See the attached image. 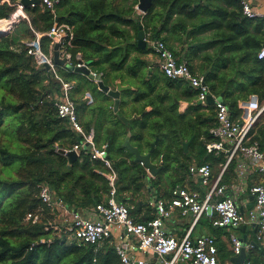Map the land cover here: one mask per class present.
I'll return each mask as SVG.
<instances>
[{
  "label": "trees",
  "instance_id": "1",
  "mask_svg": "<svg viewBox=\"0 0 264 264\" xmlns=\"http://www.w3.org/2000/svg\"><path fill=\"white\" fill-rule=\"evenodd\" d=\"M19 1L0 0V20L10 19ZM138 4L139 0H59L54 12L40 4L27 6L29 21H21L0 37V264H121L113 239L82 244L60 226L46 229L58 214L43 204V185H49L63 205L78 211L106 203L111 187L102 174L108 169L100 160H93L90 152L84 150L72 164L57 152L81 144L84 137L58 114L61 83L28 54V43L36 38L34 31L47 33L56 22L73 27L68 51L74 57L80 53L112 89L116 90L117 83L133 87L121 93L116 113L115 100L96 83L57 65L59 77L74 83L71 98L85 134L94 131L96 147L107 146L108 159L118 175L117 201L130 208L137 222L152 220L154 208L149 204V219L139 220L141 208L132 209L125 194L141 196L148 186L151 194L159 196L155 189L166 180L169 196L176 187L186 186L194 161L210 165L213 179H217L225 156L206 149L216 141L211 134L214 107L199 105L198 92L185 81L172 80L161 71L149 74L144 62H129L131 50L137 49L128 43L133 38L131 31L138 35L142 23L151 38L159 32L160 39L168 31L189 42L193 56L187 55L186 63L194 74L204 77L212 94L224 100L233 118L240 117L239 104L251 96L264 105V60L258 59L264 46V19L245 17L240 0H155L146 14H140ZM208 32L207 39L204 34ZM50 44L49 37L41 38V47L48 54ZM190 57L203 60L198 70ZM87 92L92 94V104L84 99ZM176 101H186L189 107L182 113ZM85 110L89 116H84ZM129 134L131 145L142 155L151 153L158 167L154 179L124 146ZM251 136L264 151V113ZM235 178L233 165L222 183ZM253 179L254 185L264 183V175ZM29 215H39L40 220H27ZM207 220L208 228L221 230ZM245 233L256 242L254 231ZM218 249L222 262L227 247ZM248 260L264 264V246H254Z\"/></svg>",
  "mask_w": 264,
  "mask_h": 264
},
{
  "label": "built area",
  "instance_id": "2",
  "mask_svg": "<svg viewBox=\"0 0 264 264\" xmlns=\"http://www.w3.org/2000/svg\"><path fill=\"white\" fill-rule=\"evenodd\" d=\"M58 2L59 0H40L39 4L54 12ZM240 2L245 17L264 19V13L255 9L250 0H240ZM37 4L33 2L30 6L35 7ZM23 20L29 21V16L25 6L17 3L11 18L0 20V23L5 24L1 31L11 32ZM34 33L36 38L28 43V54L33 57L39 67L46 69L48 66L50 68L48 71L52 72L61 83V94L56 98L58 114L61 118L68 120L73 131L84 137L81 144L72 148H58L57 152L67 156L72 151L80 155L85 150L92 154L93 160H100L108 169V172L102 173L111 187L108 201L97 205L95 214L91 217L84 216L78 211L72 213V222L65 229L74 240L82 244L97 245L113 239L121 264H224L219 260V251L213 236L193 237V232L198 228L200 221L207 218L213 227L233 231L229 239L236 256L241 255L244 243L234 231L242 227L257 226L255 240L264 246V183L252 184L255 175H264V151L251 136L254 126L264 113V105L260 103L257 96H251L249 100L241 102L239 104L241 115L233 118L224 100L211 93L203 76L194 74L186 62H179L162 40L154 42L155 50L160 58V68L165 76L189 84L194 91L198 92L197 101L202 102L203 106H209L208 98L213 97L212 106L216 121L211 134L216 141L209 143L206 149L208 153L224 154L225 162L220 165L217 179H213V170L210 165L200 166L197 163L190 165L189 177L195 183L208 188L204 198L199 192L190 190L189 187L178 186L172 190L169 199L155 200L152 204L155 217L152 220L137 222L131 217L130 208L117 201L118 175L108 159L107 146L98 149L94 142V131L88 134L84 132L76 105L71 98L74 83L64 81L57 72L58 67L54 61L56 45H59V58L66 61V65L62 67L67 69L72 67L74 70L86 67V62L80 53L74 57L68 51L74 39L73 27L56 22L47 33L41 34L35 31ZM43 36L51 39L52 52L49 54L41 47ZM258 59L264 60V46L258 53ZM92 73L98 75L93 71ZM85 98L88 104L93 103L91 94H87ZM87 146L91 149L88 150ZM233 165L235 180L223 184L224 176ZM251 196L254 197L253 207L246 209L251 203ZM40 198L43 204L52 210V213H55L56 208L60 206L49 185L41 187ZM241 206L245 209L243 213L240 211ZM177 212L189 219V227L180 240L171 235L166 228V221ZM30 219L36 223L40 220V216L29 215L27 220ZM56 222L57 219L46 229H57L59 225ZM253 247L254 245L250 243L246 245L247 251L252 250ZM137 252L156 255L158 260L138 256ZM242 264L254 263L247 258Z\"/></svg>",
  "mask_w": 264,
  "mask_h": 264
},
{
  "label": "crops",
  "instance_id": "3",
  "mask_svg": "<svg viewBox=\"0 0 264 264\" xmlns=\"http://www.w3.org/2000/svg\"><path fill=\"white\" fill-rule=\"evenodd\" d=\"M250 1H251L252 5L255 9H257L261 13H264V0H250ZM131 34L133 35V38H132V40H129L128 43L135 44L137 46V35L135 36L134 35L135 33L133 31H131ZM204 35L207 36V39L210 37L209 32L205 33ZM158 40H162V41L164 40L165 43L167 44L168 48L175 53V56L177 57V59L179 61L187 62L185 60V57L187 55H190V54L193 56V51L190 48L191 45L189 44V42H182L180 40L179 34L178 35L177 34H171L168 31H164L161 33L160 39L158 38ZM154 42H155V40H152L151 42H149V49H152V50H150V54L144 53V51H141L137 46V49L131 50L130 59H129L130 60L129 62H131V63H134L135 61H137L138 63L144 62L148 67V72H149L150 68L152 69L151 74H153L155 71H161L162 72V70L160 68V58H159V55L157 54V52L155 50ZM189 59L191 60L192 64L196 67L197 70L203 64V60H196L195 61V60H193V57H190ZM138 60H140V61H138ZM132 89H133V87H132ZM87 94H91V93L87 92L85 94V97ZM85 97H84V99L86 100ZM179 105H180V112H182V113L185 112L187 110V108L189 107V103L186 101H180ZM205 107H207V106H205ZM148 110H150V108ZM83 114H84V116H89L90 112H89V110H85V111H83ZM79 156H81V153ZM193 163H196V162L194 161ZM150 178H152V177H150ZM183 187H189L190 190L196 189L195 191L199 192L203 198L205 197V195L208 192V188L205 186H202L201 184L195 183L189 177V173H188V180L186 181V186H183ZM169 190H170V187L167 185V182L165 180L164 183L160 187L155 189V191L159 193V196H156L157 194H151L148 186H146V188L142 190V192L140 194L141 196H134L130 193L125 194V196L129 199V203H127V204L130 207H132V209H134V207H140L141 208V211H140V213H138L137 218L139 220H148L149 216L147 215V212L149 211L150 206H152V204L155 203V200L157 198L161 197L162 195L166 199H169L171 197V194L169 196L166 195ZM56 200L58 202V199H56ZM240 203H241V200H240ZM149 204H150V206H149ZM246 209H248V208H246ZM74 210H77V209H69L66 205H63L62 203L60 204V206H58L56 208V213L58 214L57 215V217H58L57 221H58V223L62 229H65L72 222V213L75 212ZM78 212L82 213L84 216L91 217L92 214H95V207L87 209V210L78 211ZM207 222H208L207 219H203L202 223H200L198 228L193 232V237L195 238V237H198L201 235L213 236L216 239L217 248H219V246H221V245H225L227 247V250L225 251L226 255L223 256L224 261H222L221 263L234 264V260L238 256H236L234 254L233 249H232V245H231V242L229 239L230 235L233 231H231L229 229L211 230L210 228H208L206 226ZM188 227H189V219L184 218L179 212L175 213V215L171 219L166 221L167 231L179 240L183 238ZM246 231H248V232L254 231L255 236H256L255 227H253V228L248 227V228H246L245 232ZM245 232L242 231L239 233L237 231H234V233L237 234L241 238L246 236L248 239V243L252 244L254 241H250L249 235H247ZM256 244H258V243H256ZM218 251H219V249H218ZM249 252H250V250L247 251L248 254H249ZM137 255L149 257L155 261L158 260L156 255H147V254H143L140 252H137Z\"/></svg>",
  "mask_w": 264,
  "mask_h": 264
},
{
  "label": "water",
  "instance_id": "4",
  "mask_svg": "<svg viewBox=\"0 0 264 264\" xmlns=\"http://www.w3.org/2000/svg\"><path fill=\"white\" fill-rule=\"evenodd\" d=\"M155 0H139V4L137 6V10L140 12V14H146L148 11H150L153 7ZM40 3V0H20L19 3L23 4L25 7L30 6L32 3ZM139 33L137 35V46L141 51H147L150 54V50L149 49V42H151L152 40H158L159 38V32H157L153 38H151V35H148L145 30H144V26L142 23H140L139 25ZM7 32H3L0 30V37L2 35H4ZM54 61L57 65L60 66H65L66 65V61L65 60H61L59 58V45L55 46V53H54ZM140 61V60H138ZM71 71H76L77 73H81L87 77L90 78L91 81H93L94 83H96L99 87V90L106 93L107 95H109L110 97H112L115 100V106H114V110L116 113L119 112L120 110V103H121V93L123 91H127V90H132L131 86H123L121 83H117V88L116 90L112 89L111 87L105 85L104 81H103V76L101 74L95 75L94 73H92L91 69L89 68V63H86V67L82 68V69H76L74 70V68L72 67H68ZM46 69L49 70L50 68L48 66H46ZM149 73H152V69H149ZM167 93V92H166ZM176 104H180L179 101H176ZM199 105H202V102H198ZM208 104L209 105H213L214 104V99L212 96H210L208 98ZM125 120V118H123ZM130 138L131 135L129 134L124 146L133 154L135 155V161L139 162L141 164H143V166L147 169L149 177L155 178L157 176L158 173V167L156 164H154L151 160V153L147 154V155H142L139 150L135 147H133L130 143ZM190 143H184V148L186 153H188V147H189ZM87 149L90 150L91 147L87 146ZM155 149V145L152 146V151L153 152ZM70 164H72L78 157L79 154L76 151H72L67 155ZM251 203L247 206L248 209H251L253 207V201H254V197L251 196L250 198ZM58 203L61 204L62 201L58 200ZM244 207H240V211L243 213L244 212ZM75 212H77V210H74ZM240 230H242L243 232H245L246 227H242ZM255 231H257V226H255ZM242 242L244 243V248L243 251L241 253V255H239L237 258H235L234 260V264H242L243 262H245L248 258V253H247V249H246V245L248 244V239L246 236H244L242 238ZM254 246H257V244L255 242L252 243Z\"/></svg>",
  "mask_w": 264,
  "mask_h": 264
},
{
  "label": "bare ground",
  "instance_id": "5",
  "mask_svg": "<svg viewBox=\"0 0 264 264\" xmlns=\"http://www.w3.org/2000/svg\"><path fill=\"white\" fill-rule=\"evenodd\" d=\"M5 24L4 23H0V30H2L4 28Z\"/></svg>",
  "mask_w": 264,
  "mask_h": 264
},
{
  "label": "rangeland",
  "instance_id": "6",
  "mask_svg": "<svg viewBox=\"0 0 264 264\" xmlns=\"http://www.w3.org/2000/svg\"><path fill=\"white\" fill-rule=\"evenodd\" d=\"M76 80H77V79H75V81H76ZM56 224L59 225L58 221L56 222ZM59 226H60V225H59ZM236 231H237V230H236Z\"/></svg>",
  "mask_w": 264,
  "mask_h": 264
}]
</instances>
